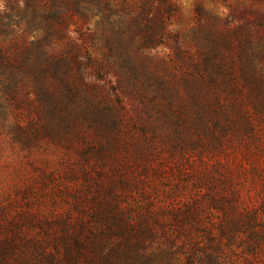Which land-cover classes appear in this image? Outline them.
<instances>
[{"label": "rangeland", "instance_id": "1", "mask_svg": "<svg viewBox=\"0 0 264 264\" xmlns=\"http://www.w3.org/2000/svg\"><path fill=\"white\" fill-rule=\"evenodd\" d=\"M172 1L157 59L201 43L222 84L260 77L264 91V0ZM68 28L101 33L98 17ZM32 98L17 91L0 115V264H264V107L245 101L252 127L228 92L207 127L127 98L115 119L38 122Z\"/></svg>", "mask_w": 264, "mask_h": 264}, {"label": "trees", "instance_id": "2", "mask_svg": "<svg viewBox=\"0 0 264 264\" xmlns=\"http://www.w3.org/2000/svg\"><path fill=\"white\" fill-rule=\"evenodd\" d=\"M124 9L127 18L120 15ZM177 13L172 0H12L0 9V115L7 116L8 103L21 91L33 97L38 122L57 121L69 108L70 114L84 111L97 121L115 119L127 98L150 105L175 125L192 118L207 127L208 118L218 125L228 114L221 100L228 92L232 112L252 127L245 101L264 107L263 79H251L247 90L222 84L230 76L222 75L214 47L206 51L201 43L193 53L178 39L173 58H156L167 21ZM90 17H98L101 33L74 37L69 23ZM167 65L173 68L169 76L160 71ZM106 85L110 94L101 93Z\"/></svg>", "mask_w": 264, "mask_h": 264}]
</instances>
